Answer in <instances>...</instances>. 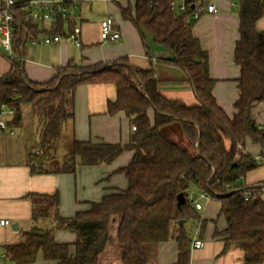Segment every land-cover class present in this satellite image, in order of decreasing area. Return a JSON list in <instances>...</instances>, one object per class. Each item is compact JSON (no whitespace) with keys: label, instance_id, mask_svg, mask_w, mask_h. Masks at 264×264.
I'll use <instances>...</instances> for the list:
<instances>
[{"label":"trees","instance_id":"1","mask_svg":"<svg viewBox=\"0 0 264 264\" xmlns=\"http://www.w3.org/2000/svg\"><path fill=\"white\" fill-rule=\"evenodd\" d=\"M118 7L121 17L142 37H150L171 52L167 61L185 72L197 103L187 105L164 97L157 90L153 67L136 69L122 60L78 70L66 66L43 87L25 78L19 61L10 60V69L0 77V109L3 105L13 109L12 122L20 118L23 106L39 117L41 155L57 141L62 125L71 117V96L80 83H115L117 96L109 111H124L134 129L126 145L71 142L60 165L55 164L56 171L73 172L78 164L108 163L127 148L132 155L122 168L126 187L104 194L72 217L57 215L50 228L32 226L24 232L22 242L4 246L7 258L25 264L42 251L45 259L60 264H99L112 227L121 264H148L150 250L169 239L178 247L175 264H189L190 239L184 223L196 218L189 200L190 187L195 186L220 202L226 228L215 234L223 236L225 247L240 248L242 264H264V182L245 186L238 182L261 163L243 152L246 139L264 143V128L251 118L253 105L264 100V31L254 26L264 13V0L241 1L239 38L233 50L239 93L232 117L213 96L215 79L210 75L207 51L185 19L186 13L193 11L191 5L187 4L183 15L174 13L171 0H134ZM58 19L61 24L63 18ZM21 34H17L18 42ZM149 107L154 110L152 123L146 114ZM175 123L185 144L181 138L166 135ZM179 193L184 200L178 205ZM59 228L75 232L74 254H68V243L54 240L53 232Z\"/></svg>","mask_w":264,"mask_h":264},{"label":"crops","instance_id":"2","mask_svg":"<svg viewBox=\"0 0 264 264\" xmlns=\"http://www.w3.org/2000/svg\"><path fill=\"white\" fill-rule=\"evenodd\" d=\"M68 2L69 13L62 19L50 21L29 20L25 10L15 11V40L13 51L22 56L19 64L25 78L46 87L58 70L69 66L71 69H87L99 65H110L122 60L136 69L153 67L157 79V90L166 98L179 100L187 105L197 103L185 72L172 62L171 52L142 37L133 24L121 17L118 4L125 7L134 0H62ZM174 13L183 15L179 9L189 4L193 11L185 19L192 24V32L199 39L209 58V71L215 79L212 89L217 105L229 116L236 112L233 106L238 97L237 78L239 69L233 62L235 42L239 38V10L242 0H171ZM214 5L213 12H207L208 4ZM198 12L199 18H193ZM106 16L114 19V28L119 38L113 42L102 41L99 36L100 21ZM21 19L24 20L23 23ZM74 25L81 29L80 46L71 40L61 38L58 42L44 43L42 39L50 34L71 30ZM254 26L264 31V13ZM60 30V31H59ZM21 31V39L17 34ZM10 69V60L0 48V77ZM117 87L113 82L96 81L78 84L71 96L69 111L71 117L62 125L60 136L52 147L41 155L38 148L29 152L27 143L34 140L39 144L40 120L29 110L21 108L20 118L12 122L9 106L0 109L1 118L7 128L0 130V219L9 220L0 225V264H15L7 258L4 246L24 240V232L32 226L52 227L56 216L72 217L77 211L86 210L104 194L126 187L122 168L131 158L132 151L123 149L112 161L90 165L78 164L73 172H59L53 163L60 165L67 153L60 148L59 139L67 143L90 141L93 143H119L126 145L130 140L133 125L124 111H109L116 100ZM13 110V109H12ZM149 122H153L154 110H146ZM251 118L264 128V100L256 102L251 109ZM12 131V132H10ZM64 141V140H63ZM228 143V142H227ZM37 152V153H36ZM243 152L264 159V143L255 144L246 139ZM40 154V155H39ZM242 186L264 182V161L247 171L239 181ZM189 194L197 198L199 188L191 186ZM196 194V195H195ZM264 199V191L261 195ZM200 209L195 210L196 218L184 223L190 239L189 264H242L243 252L236 246L225 247L223 236L215 234L226 228L220 214L218 200L199 199ZM54 240L68 243V254H74L75 232L70 229H55ZM198 238L203 246L193 248L191 241ZM107 244L99 264H121L118 244ZM3 255V256H2ZM178 247L174 239L161 242L149 252L148 264H175ZM25 264H60L54 259H45L38 251L34 261Z\"/></svg>","mask_w":264,"mask_h":264},{"label":"built area","instance_id":"3","mask_svg":"<svg viewBox=\"0 0 264 264\" xmlns=\"http://www.w3.org/2000/svg\"><path fill=\"white\" fill-rule=\"evenodd\" d=\"M69 3L62 0H0V48H2L6 56L11 61H21L22 56L16 54L13 51V42L15 40V25L16 14L15 11L19 8L25 10V16L29 20L36 21H50L58 18H65L69 13ZM187 8V4H182L179 9L184 11ZM207 12L214 11V5L208 4L206 6ZM193 18H199L198 12H194ZM99 36L102 41L113 42L119 38V32L114 28V19L111 16H106L100 21ZM81 29L78 25H74L71 30H66L63 33H55L45 36L42 41L44 43L58 42L61 38H67L73 42L75 46H80ZM141 82L137 87L140 88ZM9 114L13 113L12 109L8 110ZM1 114V112H0ZM1 116V115H0ZM7 124L5 119L0 117V130H5ZM134 129V126H133ZM12 132V131H10ZM37 153V152H36ZM256 161H264L261 156H253ZM199 199L205 201L213 199L204 190H199L198 197L194 198L189 195V200L195 209H200L202 203ZM9 220L0 219V225L8 224ZM203 241L198 238H193L191 246L193 248H200L203 246ZM3 256V255H2Z\"/></svg>","mask_w":264,"mask_h":264},{"label":"rangeland","instance_id":"4","mask_svg":"<svg viewBox=\"0 0 264 264\" xmlns=\"http://www.w3.org/2000/svg\"><path fill=\"white\" fill-rule=\"evenodd\" d=\"M31 110V109H29ZM39 118V117H38ZM166 135L171 137V138H174L175 140H178L180 139V141L182 142V144H185V142H183V137H182V134H181V130H180V127L178 125V123H175L171 128L167 129L166 130ZM61 142H63L62 144H60V148L61 149H64L66 150V152L69 151L70 149V145L67 143V139H59ZM64 140V141H63ZM37 143V142H36ZM34 142V140H30L28 143H27V149H29V152L30 151H33L34 149L38 148V145L39 144H36ZM187 145V144H186ZM53 166H55V163H53ZM190 191H193L192 194H194V192L196 193L195 190L191 189ZM196 195V194H195ZM214 199V198H213ZM215 200V199H214ZM111 231V238H110V241H109V245H111L113 242L116 243V239H115V230L112 229V227L110 228ZM118 244V243H116ZM108 245V246H109Z\"/></svg>","mask_w":264,"mask_h":264},{"label":"water","instance_id":"5","mask_svg":"<svg viewBox=\"0 0 264 264\" xmlns=\"http://www.w3.org/2000/svg\"><path fill=\"white\" fill-rule=\"evenodd\" d=\"M184 200L182 193L177 194V204L179 205ZM179 224H182V220H179Z\"/></svg>","mask_w":264,"mask_h":264}]
</instances>
